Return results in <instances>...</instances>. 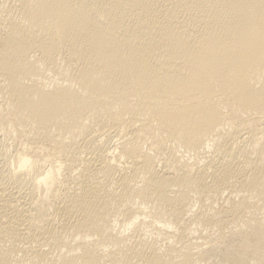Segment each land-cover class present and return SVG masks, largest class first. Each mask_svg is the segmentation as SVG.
I'll list each match as a JSON object with an SVG mask.
<instances>
[{"label":"bare ground","instance_id":"1","mask_svg":"<svg viewBox=\"0 0 264 264\" xmlns=\"http://www.w3.org/2000/svg\"><path fill=\"white\" fill-rule=\"evenodd\" d=\"M0 264H264V0H0Z\"/></svg>","mask_w":264,"mask_h":264},{"label":"rangeland","instance_id":"2","mask_svg":"<svg viewBox=\"0 0 264 264\" xmlns=\"http://www.w3.org/2000/svg\"><path fill=\"white\" fill-rule=\"evenodd\" d=\"M10 144V145H9ZM7 146H9V147H7L8 148V151H10V152H12L11 150H13V148H12V146H11V143H8V145ZM186 158H189V162L191 161V163L193 162H199L200 161V163L199 164H201L202 163V159L200 158V157H193V156H185ZM193 157V158H192ZM185 158V159H186ZM191 158V159H190ZM200 159V160H199ZM194 160V161H193ZM228 193V194H227ZM229 195V196H228ZM225 196H227V197H225ZM234 196V197H233ZM196 197H193L192 196V200L190 201L191 203H192V205L193 206H195L194 208H193V210L194 211H197V210H199L200 208H201V204H199L197 201H194V199H195ZM226 198V199H225ZM228 198V199H227ZM229 198H231V199H229ZM238 197H236L235 196V194H232V193H230V192H226L223 196H222V199L220 198V199H217L216 201L217 202H215L214 203V208H215V205H216V207L218 206H220L221 205V203H223V204H225L226 206L228 205V203H230V201L231 202H233V201H235V202H237L238 201ZM219 200H220V202H219ZM225 200V201H224ZM228 200H230L229 202H227ZM237 200V201H236ZM224 201V202H223ZM196 203H197V205H196ZM219 204V205H218ZM200 206V207H199ZM217 207V208H218ZM153 220H155V222H161V219L160 218H156V219H151V218H147V220L145 221L146 223H147V225H145L144 227H143V229L141 230V233L143 234V236L142 237H144V238H147L148 240L150 239L151 240V238L153 239V233H157V234H159L161 237H162V239H163V241H161V245H162V247L165 245V247H167V245H169V240H171V242H172V244L176 247V248H179V245L177 244V235L179 234V229L177 228V227H174L173 226V231H174V235L173 236H166V235H164L165 234V232L164 231H162V233H158V231H157V229H161V230H163V228H159V226H161V225H159V224H157V226H155V224H153ZM152 222V223H151ZM161 224H163V226H165V224L163 223V222H161ZM162 227V226H161ZM204 226H198V229H197V231H196V233H195V235H194V237H195V239H196V241L197 242H202V240H203V238L204 237H212V238H215L216 236H217V232H218V230H217V228H215V227H211V228H206V227H204ZM171 230V228H169V231ZM171 230V231H172ZM207 230V231H206ZM217 230V231H216ZM170 231V232H171ZM131 232L132 231H128L127 232V234L129 235V233H130V235H131ZM199 235V236H198ZM146 236V237H145ZM201 236V237H200ZM149 237V238H148ZM151 237V238H150ZM199 237V238H198ZM201 238V240H199ZM168 241V242H167ZM164 242V243H163ZM167 242V243H166ZM167 245H166V244ZM165 247H163V249H165Z\"/></svg>","mask_w":264,"mask_h":264}]
</instances>
